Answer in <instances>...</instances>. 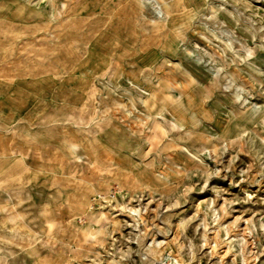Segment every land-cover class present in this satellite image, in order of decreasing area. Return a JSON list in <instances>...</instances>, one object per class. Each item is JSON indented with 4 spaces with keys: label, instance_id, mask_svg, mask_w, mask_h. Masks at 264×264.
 <instances>
[{
    "label": "rangeland",
    "instance_id": "1",
    "mask_svg": "<svg viewBox=\"0 0 264 264\" xmlns=\"http://www.w3.org/2000/svg\"><path fill=\"white\" fill-rule=\"evenodd\" d=\"M0 264H264V0H0Z\"/></svg>",
    "mask_w": 264,
    "mask_h": 264
},
{
    "label": "bare ground",
    "instance_id": "2",
    "mask_svg": "<svg viewBox=\"0 0 264 264\" xmlns=\"http://www.w3.org/2000/svg\"><path fill=\"white\" fill-rule=\"evenodd\" d=\"M162 12H163V11H162ZM162 12H161V13H162ZM166 13H167V11H166ZM167 14H168V13H167ZM131 175H132V174H131Z\"/></svg>",
    "mask_w": 264,
    "mask_h": 264
}]
</instances>
